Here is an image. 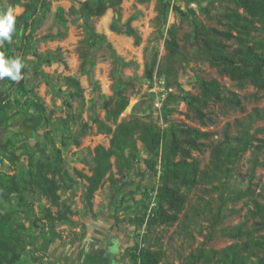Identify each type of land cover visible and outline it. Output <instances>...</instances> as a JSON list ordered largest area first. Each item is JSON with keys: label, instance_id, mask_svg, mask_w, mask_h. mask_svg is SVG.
Segmentation results:
<instances>
[{"label": "rangeland", "instance_id": "1", "mask_svg": "<svg viewBox=\"0 0 264 264\" xmlns=\"http://www.w3.org/2000/svg\"><path fill=\"white\" fill-rule=\"evenodd\" d=\"M36 1L0 0V11L11 7L17 22L6 55L20 57L25 64L23 87L11 90L10 83L0 79V90L10 91L9 107L0 111V139L10 141L9 149L18 156L13 162L10 152L0 148V191H5L0 193V214L7 215V227L13 226L22 237V257L36 248L43 230L60 228L81 237L88 224L98 218L126 237L120 251L126 264H131L133 244L141 242L144 235L149 243L156 241L163 249L160 264H188L190 254L200 247L220 249L236 241L223 236L221 227L246 221L252 228V197L264 203V165L257 166L251 174L254 147L243 154L225 190L228 196L237 188H251L252 197L228 199L224 209L228 216L214 229L210 214H193L194 205L204 206L208 201L216 208L220 203L219 190L205 183H198L188 193V203L175 223L155 224L150 229L147 222L140 223L156 206L162 169L161 155H153L141 140L123 174L118 171L116 158H112L113 168L91 203L86 198L88 181L81 175L92 174L95 148L111 144L113 133L100 131L93 119L99 117L116 128L107 119L104 102L115 99L120 87L129 105L118 122L140 119L164 129L177 121L211 132L210 146L193 152L202 168L211 162L212 145L223 141L226 132L238 134V120L254 107L264 108V90L252 84L239 86L204 59L190 37L192 21L174 7L192 9L205 24L224 29L225 25L210 14L218 15L234 3L167 0L171 7L164 16L160 0H121L120 9L110 8L102 16H89L83 12L81 0H46L26 28L18 17ZM170 29L176 31L179 43L175 55L169 54L166 44ZM153 60L156 69L149 79L146 65ZM211 77L226 89L238 92L243 109L226 102H211L203 123L182 96L199 94L200 80ZM33 116L40 118L35 127L26 123L28 118L34 125ZM257 126H264V120L257 121L254 127ZM258 137L264 139V132ZM126 155H130L128 150ZM258 158L264 162V147ZM149 163L155 168L151 169ZM232 209L237 212L230 214ZM58 211L67 212L69 219H48L49 213L55 215ZM210 231L214 238L204 244Z\"/></svg>", "mask_w": 264, "mask_h": 264}, {"label": "trees", "instance_id": "2", "mask_svg": "<svg viewBox=\"0 0 264 264\" xmlns=\"http://www.w3.org/2000/svg\"><path fill=\"white\" fill-rule=\"evenodd\" d=\"M16 1V0H13ZM234 6L218 14H208L218 23L225 25L224 29L205 24L198 19L194 10H184L178 5L174 7L185 17L192 21V42L197 45L206 59L222 75H227L232 81L243 87L252 84L257 90H264V0H231ZM46 0H37L28 4L25 12L19 15L18 20L26 28L31 26L30 20L34 19ZM82 10L89 16H102L108 9H120L121 0H84ZM161 14L166 15L171 7L167 0H160ZM17 25V22H16ZM166 44L170 55L179 52V43L174 29H170L166 36ZM11 42L0 45V51L8 53ZM10 57V55H6ZM15 57V56H11ZM156 60L146 65V75L149 79L154 77ZM11 85L10 89L21 88L25 85L24 78L12 81L5 78ZM76 84L79 83L76 81ZM201 91L199 94L188 93L183 99L189 105L194 116L205 123L208 115L205 109L211 102H226L227 104L243 109V98L238 92L226 89L223 84L214 77L203 78L199 82ZM10 91L0 90V111L9 107ZM107 119L116 124L113 129L106 121L94 117L100 131L113 133L109 147L98 145L95 148L94 166L91 175H84L88 181L86 198L92 202L95 192L103 183L108 172L113 168L112 158H116L119 173L123 174L131 164V158L137 150V141L141 140L153 155H161L162 169L158 186L156 188V206L147 215L140 219V223L147 222L150 229L155 224H173L179 219L180 213L188 203V193L201 183L209 184L213 189L219 190L220 203L216 208L206 201L204 206L194 205L193 214L197 216L203 213L210 214L213 229L220 225L228 216L224 211L228 199L241 200L252 197V190L236 189L233 194L225 195L229 189L231 178L235 177L238 164L245 152L254 147L251 159V174L259 165H264L258 155L264 147V139L258 134L264 132V126L254 127L259 120H264V108L254 107L243 120H238L239 133L231 135L226 132L223 141L212 145V158L210 164L204 168L200 160L194 156V151H202L210 146L208 140L211 132L194 127L186 123L172 121L166 128H161L153 122L140 119L118 122L119 116L129 105V99L120 87L115 99L104 102ZM42 109L44 106L40 105ZM30 120V119H29ZM40 124V118L32 117L31 125ZM86 130V128H85ZM255 141L259 143L255 144ZM10 141L0 139V148L9 151L11 161L15 162L17 155L10 150ZM130 155H126V151ZM154 169L155 164L149 163ZM217 183V184H216ZM13 188L9 190L12 191ZM5 191H0L4 194ZM232 196V197H231ZM250 216L254 219L252 228L247 227L243 221L232 226H223L220 232L223 236L236 240L228 246L220 249L200 247L198 251L190 254L188 264H264V203L258 197H252ZM74 213L72 210H68ZM232 209L230 214L236 213ZM51 221H65L69 219L67 212H59L55 215L49 213ZM147 218V219H146ZM7 215L0 214V264H18L23 252L22 237L16 229L10 225L7 227ZM257 233V234H256ZM204 244L213 240L214 233L210 231ZM164 253L159 243H149L148 236H143L141 242L133 244L131 251V264H160Z\"/></svg>", "mask_w": 264, "mask_h": 264}, {"label": "crops", "instance_id": "3", "mask_svg": "<svg viewBox=\"0 0 264 264\" xmlns=\"http://www.w3.org/2000/svg\"><path fill=\"white\" fill-rule=\"evenodd\" d=\"M98 218L87 226L86 234L76 236L70 230H43L36 248L18 264H126L122 245L126 237Z\"/></svg>", "mask_w": 264, "mask_h": 264}, {"label": "clouds", "instance_id": "4", "mask_svg": "<svg viewBox=\"0 0 264 264\" xmlns=\"http://www.w3.org/2000/svg\"><path fill=\"white\" fill-rule=\"evenodd\" d=\"M16 31V15L9 7L6 11H0V45L11 42L13 33ZM24 61L20 57H7L0 51V79L8 78L12 81L22 79Z\"/></svg>", "mask_w": 264, "mask_h": 264}]
</instances>
